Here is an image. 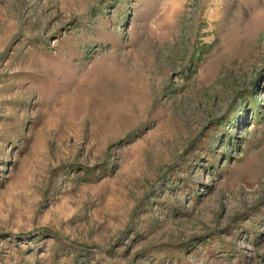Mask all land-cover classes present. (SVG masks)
Masks as SVG:
<instances>
[{"label":"rangeland","instance_id":"rangeland-1","mask_svg":"<svg viewBox=\"0 0 264 264\" xmlns=\"http://www.w3.org/2000/svg\"><path fill=\"white\" fill-rule=\"evenodd\" d=\"M0 264H264V0H0Z\"/></svg>","mask_w":264,"mask_h":264}]
</instances>
